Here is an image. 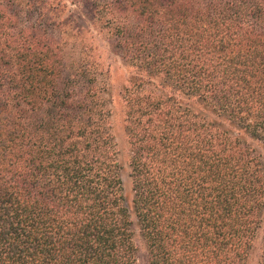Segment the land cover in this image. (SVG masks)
Here are the masks:
<instances>
[{"label": "trees", "instance_id": "16d2710c", "mask_svg": "<svg viewBox=\"0 0 264 264\" xmlns=\"http://www.w3.org/2000/svg\"><path fill=\"white\" fill-rule=\"evenodd\" d=\"M71 1L133 70V212L99 53L67 65L65 1L0 0V264H138V233L149 264H252L264 0Z\"/></svg>", "mask_w": 264, "mask_h": 264}, {"label": "rangeland", "instance_id": "374dc122", "mask_svg": "<svg viewBox=\"0 0 264 264\" xmlns=\"http://www.w3.org/2000/svg\"><path fill=\"white\" fill-rule=\"evenodd\" d=\"M60 0H55L54 3H58ZM66 4V21L68 23V32L70 30L81 31L83 30V36H80L81 41L73 40L71 43L65 45L64 53L67 55V65H72L74 61H77L78 58L82 56H77L80 54V51L85 49H90L91 52L99 53L98 58L100 65L104 69L107 70L108 78L110 84L112 85L111 96H110V109L113 111V126L115 129L116 139L118 142L119 149L121 151L119 156L120 164L122 165L121 176L124 180L125 186V193L129 207L132 209L133 212V203L132 200L134 198V193L132 191V181L130 178V167H129V150L127 144V136L125 132V125L123 122V109H122V99H121V92L122 89L127 85L130 78L133 75V70L126 66L120 58L113 54L112 50L103 39L102 34H98L97 31L94 29L90 21L88 20L87 16L84 19H80L83 15L86 14L85 8L82 6L77 7L73 5L71 0H63ZM62 10V9H61ZM90 29V32H87ZM105 35V34H104ZM106 36V35H105ZM69 52V55H68ZM72 53V54H71ZM77 53V54H76ZM74 72V69L71 70ZM240 137L245 141H248L252 147H255L259 153H262L264 157V150L261 144L253 141L249 136L245 133L240 132ZM135 218V217H134ZM264 236V221L263 227L259 233V239L256 244V249L252 255L251 263L256 264L260 250L262 246V239ZM137 244L139 247L138 251V264H149L148 263V251L147 246L142 238V236L138 233L137 234Z\"/></svg>", "mask_w": 264, "mask_h": 264}]
</instances>
